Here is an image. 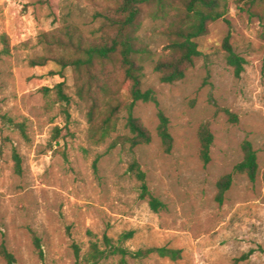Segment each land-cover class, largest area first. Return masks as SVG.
<instances>
[{
    "label": "rangeland",
    "instance_id": "rangeland-1",
    "mask_svg": "<svg viewBox=\"0 0 264 264\" xmlns=\"http://www.w3.org/2000/svg\"><path fill=\"white\" fill-rule=\"evenodd\" d=\"M50 1L53 9L44 0H0V245L6 243L16 264H78L72 243L78 242L85 254L89 231L103 243L105 234L117 239L134 230L125 243L129 249L167 246L181 249L182 257L128 256V264H264L260 20L240 0H225V15L198 38L200 54L194 65L182 80L168 83L154 68L169 52L167 20L146 17L140 33L151 53L144 63V88L154 90L159 104L139 101L134 113L152 140L136 147L129 142L111 147L119 135L129 134L126 112L118 131L104 143H94L87 105L76 95L70 68L62 76L54 63L29 64L30 57L43 53L42 31L69 20L88 34L95 32L101 0ZM228 33L234 50L246 59L240 76L227 61L223 42ZM6 39L9 52L4 53ZM58 83L70 97L68 103L58 99ZM159 109L168 116L174 137L169 153L158 135ZM3 115L23 122L27 136L5 123ZM203 123L215 136L208 164L199 155ZM56 127L61 128L58 137ZM246 139L257 151L259 175L253 182L245 174H234L219 203L217 182L242 160ZM13 148L22 157L21 173L15 170ZM134 160L165 209L155 212L140 198V182L129 171ZM33 234L41 238L43 261L35 252ZM120 258L115 255L100 264H121ZM0 264H6L1 256Z\"/></svg>",
    "mask_w": 264,
    "mask_h": 264
},
{
    "label": "trees",
    "instance_id": "trees-1",
    "mask_svg": "<svg viewBox=\"0 0 264 264\" xmlns=\"http://www.w3.org/2000/svg\"><path fill=\"white\" fill-rule=\"evenodd\" d=\"M51 9L50 0H44ZM244 9L261 22L260 37L264 42V0H240ZM225 0H101V8L95 15L100 19L97 30L86 33L74 21H63L56 28L42 31L39 43L43 53L30 57L31 66H45L54 63L59 72L65 76V70L70 68L76 95L87 105V118L90 124L92 142L104 143L112 134L118 131L119 121L126 112L125 126L129 134L119 135L111 147L118 143L129 142L131 147L150 143L152 135L134 113L139 101H159L151 88H144V63L151 51L148 43L141 35V29L146 17L164 18L167 20L165 35L168 39L166 48L168 54L155 62V70L160 73L162 82L173 83L182 80L187 71L194 65L195 58L200 54L198 38L206 35L209 26L222 18L226 12ZM6 36H3L5 39ZM4 53L9 52V44L5 40ZM227 51V61L234 68L237 76L244 71L246 59L240 56L230 43V33L224 39ZM58 99L68 103L70 97L64 92L62 83L56 86ZM231 119L237 121V116L226 110ZM158 135L166 152H171L174 137L170 132L169 118L159 109ZM5 123L21 131L26 137V127L23 122H16L12 117L3 115ZM61 128L56 127L57 136ZM199 155L203 163L211 159V148L214 143V133L208 123H203L198 131ZM243 158L233 168V171L220 177L217 182L216 199L223 203L226 192L233 183L234 174H245L251 181L259 175L257 151L252 141L246 139L242 143ZM13 160L17 173L22 172V157L13 148ZM131 171L140 182V198L146 200L151 209L159 212L166 204L150 189L147 174L137 160L131 162ZM264 183V172L262 174ZM92 237L89 249L82 254L81 245L73 241L72 247L78 264H100L102 260L112 256H121V264H128L127 257L143 259L151 254L178 260L182 250L167 246H153L131 250L125 246L135 231L128 230L117 239L105 234L103 243ZM35 252L43 261L45 254L41 238L33 234ZM0 256L6 264H16V257L3 241L0 245Z\"/></svg>",
    "mask_w": 264,
    "mask_h": 264
}]
</instances>
